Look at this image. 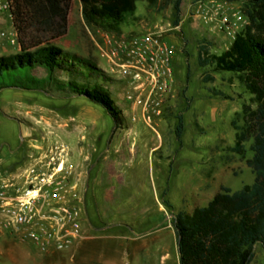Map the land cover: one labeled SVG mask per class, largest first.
I'll return each instance as SVG.
<instances>
[{
  "label": "rangeland",
  "instance_id": "obj_1",
  "mask_svg": "<svg viewBox=\"0 0 264 264\" xmlns=\"http://www.w3.org/2000/svg\"><path fill=\"white\" fill-rule=\"evenodd\" d=\"M6 1L0 0V57L20 52ZM242 7V0H183L176 26L173 5L158 10L138 1L140 20L115 34L88 24L80 0H72L68 33L55 43L70 58L95 64L101 80L64 65L53 73L36 65L0 76V182L33 167L61 166L69 206L80 219L79 236L61 249L30 230L0 226V264H180L173 216L207 205L223 186L237 191L256 177L246 163L253 139L242 154L230 149L244 125L243 105L255 107L252 94L234 72L198 63L200 40L220 53L244 29ZM143 32L161 34L175 49L170 99L150 123L125 99L126 82L103 52L115 35ZM206 73L215 80L204 81ZM72 80L108 90L118 119L73 94ZM254 252L250 264H264V247L258 243Z\"/></svg>",
  "mask_w": 264,
  "mask_h": 264
},
{
  "label": "trees",
  "instance_id": "obj_2",
  "mask_svg": "<svg viewBox=\"0 0 264 264\" xmlns=\"http://www.w3.org/2000/svg\"><path fill=\"white\" fill-rule=\"evenodd\" d=\"M143 0H80L85 21L105 32L120 34L122 26L137 22V2ZM158 10L173 5L175 25H179L183 0H145ZM238 1V0H228ZM242 12L248 22L235 34L227 49L212 51L205 38L199 43L198 63L213 66L215 71H231L252 94L251 101L242 107L244 125L236 132L235 144L230 149L244 153V142L253 139V156L246 160L255 173L253 183L232 191L221 187L207 205L192 212L181 211L172 218L177 237L180 264H250L255 245L264 247V0H242ZM13 25L20 44V52L0 57V76L5 71L42 66L49 73L63 65L79 69L87 79L101 72L95 64L70 58L55 42L68 33L72 0H8ZM84 69H88L85 71ZM206 73L204 81H214ZM72 93L83 95L102 104L118 119V112L108 90L97 81L69 82ZM215 95L230 98L220 90ZM177 135L184 120L177 115Z\"/></svg>",
  "mask_w": 264,
  "mask_h": 264
},
{
  "label": "built area",
  "instance_id": "obj_3",
  "mask_svg": "<svg viewBox=\"0 0 264 264\" xmlns=\"http://www.w3.org/2000/svg\"><path fill=\"white\" fill-rule=\"evenodd\" d=\"M6 6L9 9L8 0ZM115 36L104 55L111 70L126 82L125 99L150 123L162 114L172 93L174 46L153 32ZM59 169L50 166L48 171H37L33 167L4 178L0 182V226L30 230L31 237L59 249L79 236L78 211L69 206V189Z\"/></svg>",
  "mask_w": 264,
  "mask_h": 264
},
{
  "label": "bare ground",
  "instance_id": "obj_4",
  "mask_svg": "<svg viewBox=\"0 0 264 264\" xmlns=\"http://www.w3.org/2000/svg\"><path fill=\"white\" fill-rule=\"evenodd\" d=\"M65 151H67V148L65 147ZM62 165V164H61ZM61 167V166H60ZM62 168V167H61Z\"/></svg>",
  "mask_w": 264,
  "mask_h": 264
}]
</instances>
